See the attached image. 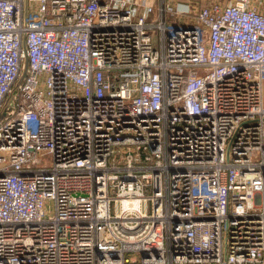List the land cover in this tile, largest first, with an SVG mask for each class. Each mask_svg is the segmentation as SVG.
<instances>
[{
    "label": "built area",
    "instance_id": "obj_1",
    "mask_svg": "<svg viewBox=\"0 0 264 264\" xmlns=\"http://www.w3.org/2000/svg\"><path fill=\"white\" fill-rule=\"evenodd\" d=\"M23 43L0 264H264V0H0V109Z\"/></svg>",
    "mask_w": 264,
    "mask_h": 264
},
{
    "label": "water",
    "instance_id": "obj_2",
    "mask_svg": "<svg viewBox=\"0 0 264 264\" xmlns=\"http://www.w3.org/2000/svg\"><path fill=\"white\" fill-rule=\"evenodd\" d=\"M26 15H27V7H25V10H24L25 18H27ZM22 49H23L24 59H23V63H22L21 74H20L19 79L16 81L17 83L13 87V90L10 92V94L6 98L7 99L6 102L4 103L2 108L0 109V124L4 121V119H6L8 117V111L13 108L14 102L16 100L18 88L23 83V81L25 80V78L27 77L28 72H29L27 50L25 49L24 43L22 45Z\"/></svg>",
    "mask_w": 264,
    "mask_h": 264
},
{
    "label": "rangeland",
    "instance_id": "obj_3",
    "mask_svg": "<svg viewBox=\"0 0 264 264\" xmlns=\"http://www.w3.org/2000/svg\"><path fill=\"white\" fill-rule=\"evenodd\" d=\"M201 1H203V0H168V2H170L173 5H175V4H189V3L193 4V3H200ZM151 34H153V32H151ZM263 107H264V103H263ZM125 153H126V149H123L122 155L114 153L112 156V159L115 160V162L118 164V166L120 168L125 167V162L122 159L124 157ZM42 163L48 165L47 162H45V161H43Z\"/></svg>",
    "mask_w": 264,
    "mask_h": 264
}]
</instances>
